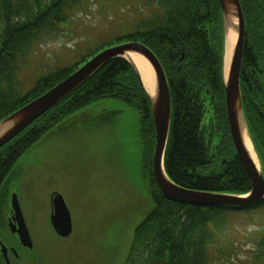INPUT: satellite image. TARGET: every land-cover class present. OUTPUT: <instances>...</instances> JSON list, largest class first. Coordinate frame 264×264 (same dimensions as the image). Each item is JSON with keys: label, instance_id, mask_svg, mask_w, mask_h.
I'll use <instances>...</instances> for the list:
<instances>
[{"label": "trees", "instance_id": "trees-1", "mask_svg": "<svg viewBox=\"0 0 264 264\" xmlns=\"http://www.w3.org/2000/svg\"><path fill=\"white\" fill-rule=\"evenodd\" d=\"M159 18L116 40L139 41L160 60L170 87L171 130L164 168L177 185L216 195H245L251 182L236 156L225 105V40L219 0H160ZM81 0H0V122L47 93L102 50L16 92V63L40 34H54ZM247 39L241 95L250 138L264 174V0H240ZM182 55L184 59L181 61ZM106 98H118L141 116L145 158L151 161L155 126L151 104L133 68L115 59L17 138L0 149V189L21 157L71 115ZM154 209L137 228L127 264H211L214 233L232 209L198 208L168 201L147 166ZM257 208L264 210V203Z\"/></svg>", "mask_w": 264, "mask_h": 264}, {"label": "rangeland", "instance_id": "rangeland-1", "mask_svg": "<svg viewBox=\"0 0 264 264\" xmlns=\"http://www.w3.org/2000/svg\"><path fill=\"white\" fill-rule=\"evenodd\" d=\"M157 5L159 0H81L57 34L41 33L17 59L16 92L26 94L41 78L102 47L129 43L115 44L157 19ZM244 24L245 46V18ZM144 132L138 111L106 98L68 117L19 159L0 189L3 220L17 196L34 244L31 252L19 250V264H127L135 231L154 209L147 176L154 151L147 160ZM53 193L64 198L72 217V235L65 239L51 223ZM224 220L225 229L213 232L212 264H264V210L228 211ZM0 241L6 243L3 230Z\"/></svg>", "mask_w": 264, "mask_h": 264}, {"label": "water", "instance_id": "water-1", "mask_svg": "<svg viewBox=\"0 0 264 264\" xmlns=\"http://www.w3.org/2000/svg\"><path fill=\"white\" fill-rule=\"evenodd\" d=\"M219 2L222 9L225 33L224 83L227 115L237 157L252 184L249 198L200 193L175 185L169 179L163 167V158L171 127L170 88L165 71L158 58L149 48L137 43H129L101 52L55 88L2 121L0 123V149L18 137L46 112L66 99L105 65L114 59L120 58L126 60L134 68L150 99L156 129L153 174L164 197L174 203L207 208L249 209L261 204L264 201V177L255 167L253 160L251 158L249 160L250 156L245 149V128L247 129V127L240 88V73L246 36L242 7L239 0H219ZM230 33L232 35L237 34V42L233 48L230 44L227 50V37ZM231 41L233 40L231 39ZM130 54H137L147 61L151 71V84L149 86L151 91L145 88L143 78L134 62L125 59ZM52 206L51 223L58 236L68 238L72 234V219L63 197L54 195ZM12 207L14 219L19 224L17 233L20 242L24 247L32 250L33 242L16 196L13 197ZM2 252L9 264L6 248L3 247Z\"/></svg>", "mask_w": 264, "mask_h": 264}, {"label": "bare ground", "instance_id": "bare-ground-1", "mask_svg": "<svg viewBox=\"0 0 264 264\" xmlns=\"http://www.w3.org/2000/svg\"><path fill=\"white\" fill-rule=\"evenodd\" d=\"M62 24V23H61ZM57 26H59V25H57ZM59 28H57V30H58ZM231 39L233 40V41H231ZM236 42H237V34H235V35H232V33H230L229 34V36L227 37V50H228V46L231 44L232 45V48L236 45ZM227 57H228V53H227ZM125 59H127L128 61H130V62H134V64H135V66L139 69V71H140V74H141V76H142V78H143V82H144V85H145V88L146 89H150L149 91H151V88L149 87L150 86V84H151V71H150V68H149V65H148V63H147V61L144 59V58H142L141 56H139V55H136V54H130V55H127L126 57H125ZM228 59V58H227ZM61 103V102H60ZM59 103V104H60ZM58 105V104H57ZM56 105V106H57ZM55 107V106H54ZM53 107V108H54ZM52 108V109H53ZM51 110V109H50ZM49 110V111H50ZM48 111V112H49ZM14 113H16V112H14ZM13 113V114H14ZM47 113V112H46ZM45 113V114H46ZM12 115V114H11ZM10 115V116H11ZM9 117V116H8ZM7 117V118H8ZM6 118V119H7ZM245 141H246V143H245V149H246V151L248 152V154H249V160H250V158L253 160V162H254V165H255V167L257 168V170L263 175V177H264V174H263V170H262V167H261V163H260V161H259V157H258V154H257V152L255 151V149H254V146H253V143H252V141H251V139H250V137L248 136V133H247V129L245 128ZM247 174V173H246ZM248 176V175H247ZM249 178V177H248ZM200 193H203V192H200ZM208 194V193H207ZM229 196H237V197H240V198H249L250 196H251V192H249V195H229ZM264 203V201L261 203V204H263ZM260 205V204H259ZM198 208H207V207H198ZM232 210H236V211H238V212H242V210L243 209H233V208H231ZM211 264H212V262H211Z\"/></svg>", "mask_w": 264, "mask_h": 264}, {"label": "flooded vegetation", "instance_id": "flooded-vegetation-1", "mask_svg": "<svg viewBox=\"0 0 264 264\" xmlns=\"http://www.w3.org/2000/svg\"><path fill=\"white\" fill-rule=\"evenodd\" d=\"M9 217L6 221L4 218V210H0V230L6 232V243L0 241V264H7L4 254L2 252V246L4 245L7 250V259L10 264H19L22 260L19 250L26 249L20 243L19 236L15 231V227L18 228V224L13 217V213L11 211ZM11 221L12 227H9V222ZM3 246V247H4Z\"/></svg>", "mask_w": 264, "mask_h": 264}]
</instances>
